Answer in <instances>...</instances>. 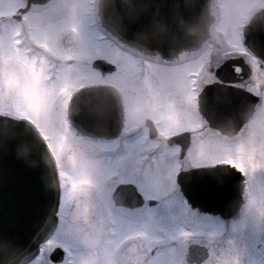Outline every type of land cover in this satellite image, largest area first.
<instances>
[{
  "label": "flooded vegetation",
  "instance_id": "obj_1",
  "mask_svg": "<svg viewBox=\"0 0 264 264\" xmlns=\"http://www.w3.org/2000/svg\"><path fill=\"white\" fill-rule=\"evenodd\" d=\"M220 2L221 0H211V16L213 19L210 31L212 32H209L210 37L204 41L200 49L202 60L204 58L210 59L209 62H198L199 57L194 56L198 50L193 53H185L171 62L164 61L159 57L144 56L137 51L123 49L122 47L119 50L121 54L133 60V66L135 67L133 74L138 81L135 85H141L139 83L141 80H150V82L159 83V89L162 85V78L154 74L153 71L156 69H177L179 71L178 69L183 66L192 65L190 69L185 71L184 77L188 81V104L197 117L196 122L192 111H189L187 115L184 116L183 114L179 117L183 120L181 122L183 126L178 128L181 123L176 124L173 131L165 133L159 120L153 119L149 115L136 116L138 110L141 112L145 110L144 106L149 110V104L144 103L142 96L136 95L137 98L128 99L124 87H118L117 83L104 82L100 84L111 87L113 95L116 96L117 103L114 105V110L115 116L119 118V126L116 134H113L110 138H91L77 134L86 143L108 144L113 141L110 142V144L112 143L110 146L96 149L87 148L81 152L82 163L78 168H83V172L85 170L91 172L97 168L95 166L91 167L87 163L88 161H101L103 164L108 165L105 167L112 169V174L108 178L111 179V183L108 184L106 181L103 184L102 181L97 193L92 192L90 197L94 200L96 210L100 212L98 214L101 216L102 213L105 222L100 227L95 220L96 226L93 228L95 230H93L94 232L88 231V234H98L101 238V245L92 248L85 247L81 242V238L72 237L70 239L73 245L72 252L79 255L78 258L82 259L88 256L96 259L101 258L98 253L101 252L102 254L105 251L103 249L105 242L112 239L113 245L109 246L108 251V254L112 255V259L107 258L106 260L110 264H249L253 254V251H248L251 242L259 245L264 243V213L257 211L259 213L257 221L253 222L257 225L251 224V221L255 219V214H250L251 210L255 211L256 209H253L255 201H257L255 203H258L256 207L260 205L259 198L264 197V190L261 191L262 194L258 192L255 195L252 187L251 189L249 187L248 174L238 167L222 163L227 159L212 163L194 162V155H197L195 153L200 148L198 145L206 140L227 149L247 141L253 132L254 121L262 115L261 113L258 116L262 107H264V82L262 81L256 88L253 85L255 71L264 68V62L246 50L241 40V32L239 40L233 42L235 48H221L223 44L228 43V40L226 35H222L221 30L218 29L219 25L217 23H220L223 18L226 19L225 5H219ZM23 6H20L17 13L12 15L16 25V42L13 46L22 53L26 60L30 61L32 67L35 66L36 69L33 71L37 72L40 51L42 52L41 56L46 55L47 57L50 55L51 61L53 57H51V51L47 47L44 48V43L38 42L36 38L33 39L32 23L27 14L35 15L43 8L42 12L46 11V15L45 18L41 19L42 25H48L51 15L45 10L46 5H31L27 12L19 13V9H22ZM233 6H236L237 9L242 5H231V9ZM263 7L264 5H254V8L249 10L250 12H242L246 14L245 17H241L242 24L247 23L253 13ZM226 10L232 11L229 5H227ZM231 13L233 12H229V15ZM55 15L57 16V14ZM54 19L59 18L55 17L52 20ZM2 20L3 17L0 18V34L5 30ZM221 64H228V66H225L220 74L229 77L228 73H231L234 79L229 84L241 87L259 98L253 116L243 124L238 132L232 135H224L211 128L198 111L197 97L199 90L206 84L218 80L217 70ZM43 66L44 64L41 65V67ZM46 82H49V76ZM172 120L177 121L173 118ZM186 120L190 121L192 125L195 124V127H186ZM252 137L250 136V139ZM207 149L213 150L211 147ZM127 153H130L131 161H127L126 157H121ZM161 159L164 164L166 162L169 165L174 164V171L170 175V183L174 185L175 193L165 191L158 196L149 195L151 179L149 176L158 169ZM56 162L61 188L58 210H61L64 205H62V202L63 183L65 181L57 158ZM198 167H217L233 171L238 176L240 186L237 204H235V201L229 203V201L224 200L226 206H224V210L219 212L217 209L203 210L196 204L189 202L180 191L178 176L186 170ZM260 169L263 170L260 177H264V165L260 166ZM95 173L94 171L93 174ZM91 190L95 191L97 189L93 187ZM215 196L219 200L224 197L221 194ZM108 202L110 205L107 204ZM155 221L163 227H154L148 233L149 226ZM58 222L50 240L40 247L37 257L28 264H40L44 256L58 247L45 248V245L58 233L60 219ZM214 225L219 227L217 233L213 232ZM173 227L176 232L173 231ZM157 235L161 238H157ZM214 235L222 236L223 240L221 242L216 241ZM217 247L218 251L223 249L226 253L221 256L219 252L214 250ZM62 249L67 258L65 248ZM223 257L224 260L220 261Z\"/></svg>",
  "mask_w": 264,
  "mask_h": 264
},
{
  "label": "rangeland",
  "instance_id": "obj_2",
  "mask_svg": "<svg viewBox=\"0 0 264 264\" xmlns=\"http://www.w3.org/2000/svg\"><path fill=\"white\" fill-rule=\"evenodd\" d=\"M89 1L93 0H50L43 4L46 5L45 10L49 12L52 19L59 18L52 20L50 17L48 25L41 24V19L45 18L46 15V11L42 12L43 8L35 15L27 14L32 23L33 39L36 38L38 42L44 43V48L47 47L51 51V57H53L51 61L50 55L47 57L46 55L41 56L42 52L40 51L38 54L40 68L38 67L36 72L33 71L36 69L35 66L32 67L30 61L26 60L22 53L13 46L16 42V25L12 15L17 13L18 8L24 5L25 1L0 0V18L3 17L2 21L5 28L2 31L3 33L0 34V113L13 117L25 115L29 118L44 138L48 140L47 142L55 159L57 158L60 162L61 174L65 181L63 183L62 202V205H64L61 210H58L60 226L58 233L45 245L47 249H51L52 246L63 248L61 245L64 240H70L72 237L80 238L82 233L88 234V231L95 230L93 229L96 226L95 220L100 227L105 222L102 213L101 216L98 214L100 212L96 210L94 200L90 197L92 192L97 193L102 181L103 184L106 181L108 184L111 183V179L108 178L112 174V169L105 167L108 165L103 164L101 161L87 162L91 167H97L96 170L90 169L93 172L89 170L83 172V168L78 167L82 163V150L107 147L113 141L108 144H93L86 143L77 136H72L66 115L67 108L70 106L69 101H71V97L75 95L76 91L92 84L100 85L104 82H115L118 87H124L125 92H127V96H125L128 99H135L137 96L143 97L144 103L149 104V110L143 105L145 114H141L143 112L138 110L136 116L149 115V117L159 120L165 133L173 131L176 124L183 121L179 117L183 114L184 116L187 115L189 111H192L195 122L197 120L188 104V81L184 77L185 71L190 69L192 65L183 66L178 69L179 71L177 69H156L153 71L154 74L162 78V85L159 89V83H153L150 80H141L139 82L141 85H135L138 81L133 74L135 68L133 60L121 54L108 40L102 39L100 32L91 25L97 14L95 5L89 4ZM221 4L225 5L226 19L223 18L220 21L218 28L225 32L228 40V43L223 44L221 48H235L233 42L239 40L240 27L242 26L241 17L246 16L242 12H250L249 10L254 8V5H264V0H221ZM211 5V0H209V15H211ZM227 5L232 11L226 10ZM231 5L242 6L237 9L236 6H233L231 9ZM92 6H94L95 12H93ZM249 7L250 9H248ZM229 12L233 13L229 15ZM95 60L105 61L113 67L112 70L101 71L94 68L93 61ZM200 61L209 62L210 59L204 58L202 60L199 57L198 62ZM51 62L53 63L50 66ZM198 62L196 63L198 64ZM42 64H44L43 67H41ZM49 75L50 81L48 84L46 79ZM262 81L264 82V68L255 71L253 76L254 88ZM172 118L177 119V121L172 120ZM186 124V127H195V124L192 125L187 120ZM181 126H183V123L178 128ZM263 131L264 110L262 115L254 121L253 132L252 135L250 134V136H253L251 139L249 136L247 141L236 146H229L230 149L221 148L212 141L208 140L207 142L206 140L198 145L200 148L197 151L198 153H195L197 155H194V162L212 163L221 159L238 157L243 152L249 187L250 189L252 187L255 195L258 192L262 194L261 191L264 190V185L258 183L254 177H260V173L263 171L260 169V166L264 165ZM208 147L213 150H208ZM121 157H126L127 161H131L130 153ZM161 161L162 159L159 161L158 169L149 176L151 177L149 195L158 196L165 191L175 193V187L170 183V175L174 171V164L169 165L168 162L164 164ZM94 171L95 174H93ZM73 180L84 183H80L74 197L69 199L67 198L68 192ZM93 187L97 190H91ZM259 199L260 205L256 207L258 203H255L257 202L255 201L253 209H256L250 212V214H255V219L251 221V224L254 225H257L253 223L257 221V215L259 214L257 211L264 213V197ZM107 204L110 205L109 202ZM154 227H163V225L155 221L149 226L148 233ZM218 228V225H214L213 232L217 233ZM173 229L176 232L174 227ZM214 237L216 241L221 242L223 240L220 235H214ZM157 238L161 237L157 235ZM112 243V239L105 242L103 249L106 252L104 251L102 254L99 252L101 258L98 259L89 256L80 259L77 257L79 255L74 254L76 264H108L107 258L112 259V255L108 254L109 248L113 245ZM214 250L219 252L221 256L226 253L223 249L218 251V247ZM248 251H253L254 254L251 255V263L249 264H264V243L259 245L251 242ZM223 260L224 257L220 259V261Z\"/></svg>",
  "mask_w": 264,
  "mask_h": 264
},
{
  "label": "water",
  "instance_id": "obj_3",
  "mask_svg": "<svg viewBox=\"0 0 264 264\" xmlns=\"http://www.w3.org/2000/svg\"><path fill=\"white\" fill-rule=\"evenodd\" d=\"M45 1L27 0L26 5ZM208 5L209 0H100L98 15L102 27L123 44L172 60L206 39ZM243 34L247 48L264 61V8L243 27ZM93 67L101 71L113 68L103 60H95ZM217 75L221 77L220 72ZM228 75L220 79L234 81L231 73ZM72 99L68 117L76 130L95 136L116 134L117 100L110 91L85 88ZM199 99L201 112L222 131L225 124L238 129L253 113L256 101L240 88L218 83L205 86ZM55 162L46 141L29 120L0 114V264L30 262L55 229L57 222L51 220L47 228L41 227L45 212L52 211L48 201H59ZM230 171L200 168L182 172L179 186L183 196L208 211L224 210V200L237 204L239 180ZM219 193L224 195L221 205L216 196L209 198Z\"/></svg>",
  "mask_w": 264,
  "mask_h": 264
},
{
  "label": "snow or ice",
  "instance_id": "obj_4",
  "mask_svg": "<svg viewBox=\"0 0 264 264\" xmlns=\"http://www.w3.org/2000/svg\"><path fill=\"white\" fill-rule=\"evenodd\" d=\"M66 139V137H65ZM245 156L243 152L238 157L235 158H229L227 160L222 161V163L229 164L232 167H238L240 168L241 171H247L245 169ZM253 166H254V161H253ZM258 183L264 185V177H254ZM80 183L84 182H76V181H71V188L70 191L68 192V197L69 199L74 197V194L76 193L77 189L80 186ZM60 202L58 200H49L48 201V208L50 207L52 211L45 212L44 214V223H42L41 227L42 229L47 228V222L51 220L53 223H56L60 219V215L58 214V204ZM62 247L65 248V251L67 252V258L65 257V253L60 251V248L57 247L54 251L49 252L46 256H44L40 264H76L75 256L74 253L72 252V242L70 240H64Z\"/></svg>",
  "mask_w": 264,
  "mask_h": 264
},
{
  "label": "clouds",
  "instance_id": "obj_5",
  "mask_svg": "<svg viewBox=\"0 0 264 264\" xmlns=\"http://www.w3.org/2000/svg\"><path fill=\"white\" fill-rule=\"evenodd\" d=\"M81 242L85 247H99L101 245V238L98 234H81Z\"/></svg>",
  "mask_w": 264,
  "mask_h": 264
},
{
  "label": "bare ground",
  "instance_id": "obj_6",
  "mask_svg": "<svg viewBox=\"0 0 264 264\" xmlns=\"http://www.w3.org/2000/svg\"><path fill=\"white\" fill-rule=\"evenodd\" d=\"M263 108H264V107H262V109H261L260 113L258 114V116L261 115V113H262V111H263ZM256 118H257V117H256ZM256 118H255V119H256ZM159 158H160V157H159Z\"/></svg>",
  "mask_w": 264,
  "mask_h": 264
}]
</instances>
